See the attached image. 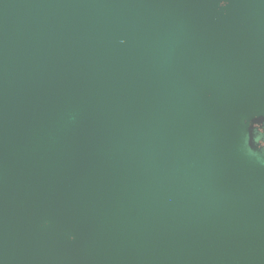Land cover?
Here are the masks:
<instances>
[{
    "label": "water",
    "instance_id": "obj_1",
    "mask_svg": "<svg viewBox=\"0 0 264 264\" xmlns=\"http://www.w3.org/2000/svg\"><path fill=\"white\" fill-rule=\"evenodd\" d=\"M0 264H264V0H0Z\"/></svg>",
    "mask_w": 264,
    "mask_h": 264
}]
</instances>
